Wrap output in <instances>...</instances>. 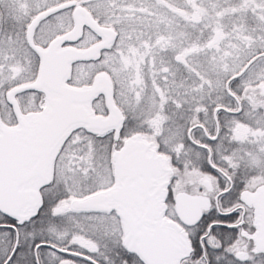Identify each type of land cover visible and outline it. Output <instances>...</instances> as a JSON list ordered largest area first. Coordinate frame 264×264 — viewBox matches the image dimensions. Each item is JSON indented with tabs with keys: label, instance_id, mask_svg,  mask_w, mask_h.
<instances>
[{
	"label": "flooded vegetation",
	"instance_id": "af4514ba",
	"mask_svg": "<svg viewBox=\"0 0 264 264\" xmlns=\"http://www.w3.org/2000/svg\"><path fill=\"white\" fill-rule=\"evenodd\" d=\"M68 1H75L76 4L41 20L33 31L32 43L28 38L29 27L43 11L37 15L26 14L25 10L30 5L29 0H16L14 4H21L17 6L20 11L12 13L13 18L9 19L7 26H5L4 17L0 18V34L10 33L8 44L5 46L6 56L3 59L0 57V119L8 127L19 126L15 107L7 99L8 93L20 87L33 85L39 80L42 59L38 48L47 49L53 40L71 31L75 25L73 12L80 4L76 0ZM228 2L231 5L227 7L224 6L223 0H113L107 2V18L115 16L127 20L137 19L138 22L131 26L132 36L120 43L116 42L118 41L117 30L107 26L116 31L117 37L109 48L101 51L99 58L104 51H107L108 67L114 53L113 47L115 48L118 44V50L114 55H119L124 84V94L120 99L116 98L112 80L111 82L113 99L121 112L123 121L117 137L115 129H108L102 133H91L101 135L107 132V135H110L112 132L116 142L123 140V146L128 139L139 135L150 144L151 150H154L152 146L157 147L155 152L167 160L171 172L166 177L168 181L167 198L163 203L166 207L162 218L176 222L180 227L179 233L186 234L184 239L187 245H185L179 264H264V251H259L256 244L259 232L257 208L254 204L249 205L243 200L245 192L254 193L264 185H259L255 189H242L239 184L235 187L231 173L224 171V168L213 162L212 147H221L222 151L221 144H224L221 139L225 132L222 129L224 126L222 113L232 115L236 111L225 107V110L221 109L216 112L219 106L213 111L207 107V84L211 81H208L207 76L199 71L198 66L199 62L205 61L207 64L213 61L214 54H216V59L220 60L217 57L220 52L217 47L222 43L224 25L228 26L232 22V27L227 28L226 34L234 36L235 39L239 35L241 17L238 2L237 0ZM69 9L72 12H68ZM89 12L97 20L91 11ZM0 15H4L1 7ZM53 15H59L58 18L51 19L49 22L50 28L56 31L55 35L48 43L38 42L36 32L39 25ZM208 19L215 20L216 29L207 27ZM197 21L199 24L194 26ZM97 22L102 25L98 20ZM86 28L84 26L83 35ZM214 34H216L217 47L210 48L211 54H206L207 41ZM97 37L99 39L95 43L101 40L99 35ZM1 39L2 37L0 41ZM79 43L80 40H77L74 43L63 44L60 48H87L80 47ZM98 59L72 62L65 84L79 88V85L71 82V78H74L75 66L79 63L95 62ZM217 76V74L212 75L213 81H217ZM1 79L8 82V86H1ZM233 80L229 83L230 89ZM227 82L225 84L227 95L237 105H240L238 97L239 102L228 94ZM93 83L94 81L83 86H92ZM182 84L185 86L187 84L183 92L180 91ZM197 93L203 95V98L201 101L198 99L192 101V98H197ZM54 97L56 95L46 88H26L14 94L20 113L26 119L43 115L49 107L50 100ZM100 97L104 99V111L106 112L101 111L102 109L95 104ZM2 99L6 100L5 104L2 103ZM5 109H8L7 112ZM90 109L94 115H109L103 94H98L90 102ZM6 115L14 120L6 124L3 121ZM183 122H189L187 131L183 138L182 136L178 138L175 135L176 128H178L177 131H181ZM140 124H142L141 128H139ZM212 128L214 132L210 131ZM65 142L66 138L51 162L48 179L37 185L30 183L26 187L27 191L32 190L38 195V203L34 207V212H31L33 205L31 198L27 200L31 202H26L23 209L19 208L15 216L0 208V264H146L137 250H131L125 245L123 221L115 210L109 212L75 211L71 209V202L64 206V210H70L72 213L101 216L114 214L113 216L119 221L123 239L118 238L116 247H113L109 242L116 239L108 238L109 242L105 245L102 235H98L104 247L98 257L95 256L98 254L97 250L89 251L79 244L61 242L62 240L52 238L50 232H47L49 225L55 222L56 225L60 223L50 221L48 225V215L44 213L43 208L46 199L45 189ZM175 147L188 149L192 153L189 160L199 159L198 162H206L207 173L213 179L218 180L214 188L210 185V181L205 180L209 182V185L205 183L208 191H180L190 195L204 196L210 201L209 208L201 206L202 216L194 225L183 222L175 211L176 195L180 193L173 194L172 192L173 176H175L173 158L177 159L173 151ZM67 159L73 160V157H67ZM114 184L105 190L112 188ZM117 220L115 221L118 223ZM91 226L96 228L94 224H90ZM96 230L99 231L100 228ZM251 246L254 251H250ZM57 249L67 252H59Z\"/></svg>",
	"mask_w": 264,
	"mask_h": 264
},
{
	"label": "water",
	"instance_id": "95a60500",
	"mask_svg": "<svg viewBox=\"0 0 264 264\" xmlns=\"http://www.w3.org/2000/svg\"><path fill=\"white\" fill-rule=\"evenodd\" d=\"M75 4V1H68L41 12L28 30L31 43L33 31L41 20ZM73 17L75 25L71 31L53 40L47 49L38 48L42 59L39 80L33 85L14 89L7 96L15 107L19 126L8 127L0 119V208L12 216L32 199L31 212H34L38 195L32 190L27 191L26 187L30 183L37 185L48 179L51 162L73 126L81 125L94 132L115 129L117 137L123 121L114 102L112 83L107 74H98L89 87L76 88L65 84L72 62L98 59L101 51L109 48L117 37L114 29L100 25L83 6L74 9ZM84 26L99 35L101 40L87 48H60L63 44L80 40ZM255 58L227 82V92L237 102L239 100L229 83L241 76ZM26 88H46L56 95L50 100L43 115L29 119L21 115L14 94ZM98 94L105 96L108 116L94 115L90 109V102ZM261 94L264 97V85ZM221 109L217 107L216 112ZM240 111L239 108L237 112ZM113 157L116 163L114 186L83 199L73 200L71 209L115 210L123 221L125 245L131 250H137L146 264H179L187 245L184 239L186 234L179 233L180 227L176 222L162 218L166 207L163 203L167 198L166 177L171 172L167 160L151 150L150 144L139 135L128 139L121 150L114 152ZM205 183L209 185L208 181ZM28 198L31 200L27 201ZM243 200L257 208L259 232L256 244L259 251H264V186L254 193L245 192ZM201 206L209 208V199L187 192L176 195V214L186 224L194 225L200 220Z\"/></svg>",
	"mask_w": 264,
	"mask_h": 264
},
{
	"label": "rangeland",
	"instance_id": "374dc122",
	"mask_svg": "<svg viewBox=\"0 0 264 264\" xmlns=\"http://www.w3.org/2000/svg\"><path fill=\"white\" fill-rule=\"evenodd\" d=\"M29 1L30 5L27 6L25 10L26 14L37 15L41 11L68 0ZM76 1L78 4L91 11L93 16L99 20L102 25L110 26L117 30V43L132 36L131 26L138 22L137 19L127 20L115 16L107 18V2L113 0ZM223 1L225 7L231 5V3L228 2L229 0ZM244 1L248 2L244 3ZM15 2L16 0H0V7L4 14L3 16L0 15V18L4 17L5 26H7L9 19L13 18L12 13L20 11L17 9V6L21 4H14ZM237 2L241 17V27L238 31V37L235 39L234 36L226 34L227 28L232 27V22H230L228 26L224 25V29L222 28V43L217 47L216 34H214L211 38L212 40L210 39L207 41L206 47L208 50L206 54H211L210 48L213 49L217 47L220 50L217 55L220 60H217L216 54H214L213 61H209L210 63L207 62V64H205V61H202L199 62L198 66L199 71L207 76L208 81H211L207 84V102L208 99H212V101L207 104V107L213 111L218 104H223L225 107L234 111L239 108L241 109L240 113L237 115L222 113V118L224 120L222 129H224L225 132L222 134L221 139L224 144H221L223 146L222 151L221 147H212L214 153L213 162L222 166L227 171L233 172L239 178V186L242 189H255L259 185H264V121L262 117L264 97L260 90L261 86L264 85V0H237ZM67 11L72 12L71 9ZM58 17L59 15H53L39 25L36 32L38 42L45 44L53 38L56 31L50 28L49 22L51 19L53 20ZM198 24L199 21L195 22L194 26ZM207 27L216 29L215 20L208 19ZM9 35V32L0 34V37H2L0 41L1 59L6 56L5 46L8 44ZM98 39L99 38L94 32L86 28L83 37L80 39L79 45L80 47H88L98 41ZM117 45H115V48L113 47L114 53L118 50ZM114 53L108 67L107 51H104L101 57L95 62L79 63L75 66L74 78H71V82L79 85V88L89 87L83 85L91 84L98 74L106 73L113 82L116 98L120 99L123 97L124 84L121 61L119 55H114ZM255 55H257L255 60L246 72L231 83V90L240 99L239 106L227 95L225 84L229 78L239 73ZM211 74L214 76H216V74L218 75L217 81H213ZM4 85L8 86V82L1 79V86L4 87ZM184 87H187V84L186 86L184 84L181 85L180 90H182V92L184 91ZM196 96L197 98L194 97L191 100L194 101V99H198L201 101L203 98V95H198V93ZM2 103L5 104L6 100L2 99ZM95 104L98 108L102 109L101 111L106 112V110L104 111L105 102L103 97H100ZM208 105H210V107ZM7 110L8 109H5V112H7ZM13 120L14 118L8 115H6V119L5 116L3 117L5 123ZM188 123H182L181 131L179 130L180 133L177 131L178 128H176L175 135H177L178 138L179 136H182V138L185 136ZM145 124L146 122L144 125ZM141 126L142 124H140L139 128H141ZM83 129L84 128L79 127L74 128L72 134L66 138V142L61 147L56 164H54L52 169L50 181L45 189L46 199L43 211L48 215V225L50 221L60 222L58 225H56L57 223L55 222L48 226L47 232H50L52 238H58L62 240L61 242L79 244L86 248V250L89 249V251H92V249L95 251L97 250L98 254L95 256L98 257L102 249L104 250L98 235H102V240L105 242V245H107L109 239H116L112 241L113 243L109 242L113 247H116L118 238L123 239V231L119 221L113 216L114 214L101 216L72 213L70 210H64V206L75 200V198L90 196L114 184L115 160L113 155L115 151H119L123 147V140L120 142L115 141L112 145L108 143V146H110L109 152L103 154L102 158H96L93 157L95 156L93 152H86L84 146L81 147L82 149L80 152L79 146L82 144L81 142L87 141L85 135L87 133L83 131ZM210 131L214 132V128ZM93 135L104 137L107 135V132L101 135ZM110 135L113 137L112 132ZM90 140H92V136ZM94 141L95 140H93V142ZM152 147L154 150L158 149L157 147ZM181 149L184 148L175 147L173 151L176 154V152ZM162 150L168 151L165 148H162ZM187 156L188 159L186 161H177V159L175 160L173 158L175 175L173 176V194L180 191H208L205 180L210 181V185L214 188L218 180L213 179L212 176L207 173L206 162H198L199 159L197 157L195 158L198 160H189L192 156L189 150ZM67 157H73V160L67 159ZM101 160L103 164L100 163ZM90 161L92 162L88 163ZM80 162H84V164L80 166ZM97 162L100 164L98 165ZM87 169L95 170V183L91 187H88L89 184H87V182L90 180L84 173ZM114 219L117 220L118 223ZM90 224L96 225L97 229L100 228V232L96 230L95 226L90 227ZM89 246H91V248H88ZM250 251H254L252 246L250 247ZM108 252L107 249V254Z\"/></svg>",
	"mask_w": 264,
	"mask_h": 264
},
{
	"label": "trees",
	"instance_id": "16d2710c",
	"mask_svg": "<svg viewBox=\"0 0 264 264\" xmlns=\"http://www.w3.org/2000/svg\"><path fill=\"white\" fill-rule=\"evenodd\" d=\"M122 1V0H121ZM99 21V20H98ZM259 54V53H258ZM257 54V55H258ZM257 55H255L254 57H256ZM244 74V73H243ZM242 74V75H243ZM241 75V76H242ZM239 76V77H241ZM238 77V78H239ZM237 78H234V80H236ZM233 80V81H234ZM232 81V82H233ZM181 91V90H180ZM236 95V94H235ZM237 96V95H236ZM212 101V99H208V103ZM210 107V105H208ZM217 106L219 107H222L224 110L226 109L225 106L223 104H218ZM240 112H235L234 114L237 115L239 114ZM83 131H85L87 134L86 135V138H87V141L85 142H81L82 144H80L79 148H80V152H81V147L84 146L85 147V150L86 152H89V153H92L93 152V157H100L102 158L103 157V154L105 153H108L109 150H110V146H108V143H111L114 144L115 143V140L113 139L112 135H106L104 137H97L95 135H93L92 133H88L86 130L83 129ZM72 133H70L69 135H71ZM68 135V136H69ZM91 136H92V140L91 139ZM102 138V139H101ZM93 140H95L93 142ZM185 149V150H184ZM184 149H181L180 151L176 152L175 156L176 158L179 160V161H186V158H187V154H188V149L184 148ZM91 155V154H89ZM214 159V158H213ZM92 161L88 162V163H91ZM94 163V162H93ZM98 165L100 163H102V160L99 162H97ZM82 164H84V162H80L79 165L81 166ZM103 164V163H102ZM220 166V165H219ZM222 167V166H221ZM223 168V167H222ZM224 171H227L225 168H224ZM229 173H231V175L233 176V181L235 182V187H237V184H239V178L231 171H228ZM85 175H87L89 177V182H87L88 187H91L94 183H95V180H94V175H95V170L93 169H87L84 171ZM88 181V179H87ZM91 183V185H90ZM84 184V183H83Z\"/></svg>",
	"mask_w": 264,
	"mask_h": 264
},
{
	"label": "bare ground",
	"instance_id": "6f19581e",
	"mask_svg": "<svg viewBox=\"0 0 264 264\" xmlns=\"http://www.w3.org/2000/svg\"><path fill=\"white\" fill-rule=\"evenodd\" d=\"M106 74V73H105ZM262 87H263V85L261 86V89H262ZM260 89V90H261ZM76 127H79V128H84L88 133H91V132H94V131H91V130H88L87 128H85L84 126H81V125H79V126H73L71 129H70V131H69V133H72L73 132V129L74 128H76ZM104 132V131H103ZM94 133H102V132H94ZM93 134V133H92ZM122 149V148H121ZM120 149V150H121ZM115 171H116V169H115ZM83 199V198H82Z\"/></svg>",
	"mask_w": 264,
	"mask_h": 264
}]
</instances>
